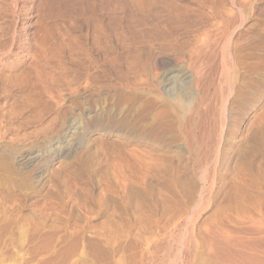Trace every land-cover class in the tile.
Here are the masks:
<instances>
[{"label": "rangeland", "instance_id": "1", "mask_svg": "<svg viewBox=\"0 0 264 264\" xmlns=\"http://www.w3.org/2000/svg\"><path fill=\"white\" fill-rule=\"evenodd\" d=\"M156 2L180 16V28L199 13L213 18L189 29L215 33L205 83L193 85L187 59L176 61L190 67L184 100L200 113L183 127L153 96L174 63L147 62L137 74L144 89L130 92L94 45L99 30L126 68L118 35L127 38L134 0H0V75L22 79L32 64L55 65L48 73L62 81L63 99L93 93L89 113L79 105L64 117L51 103L36 118L22 89L0 88V264H210L209 240L225 234L250 243L231 248L236 263L244 255L264 264L253 226L264 229V0ZM88 115L120 120L124 137L98 133ZM72 117L85 128L69 131L87 132L82 148L66 152L60 137ZM24 147L52 161L42 184L17 165Z\"/></svg>", "mask_w": 264, "mask_h": 264}, {"label": "bare ground", "instance_id": "2", "mask_svg": "<svg viewBox=\"0 0 264 264\" xmlns=\"http://www.w3.org/2000/svg\"><path fill=\"white\" fill-rule=\"evenodd\" d=\"M134 1L136 2L137 13L133 17L132 21L130 22V25H128L126 28L127 29L126 30L127 31L126 37L128 38V41L130 43L127 42V40H126L127 38L125 40L124 39L122 40L124 35H120V36L118 35V38H121L120 42H122L121 43V45H122L121 51H126L127 53H129V57L126 59L127 60L126 61L127 62L126 68L123 70L122 68L119 67V65L123 61L122 57L120 56L121 53L119 51L116 52V51L112 50L111 46L108 43L109 41H108L107 36H105V34L100 36V34H102V33L99 30H98L99 36L94 39V45L104 54L105 63L112 65V68L114 69L115 77L120 82L122 87L126 91H130V92H132V91L137 92L139 90L141 91V89H144L143 86H145L147 82L145 81L146 82L145 83L143 80V77L141 79V77H139L140 75L137 76V74H139L140 72H142V73L146 72V70L149 69L148 63H150V65H152L155 62L160 61V59H164V60H161L162 62L163 61H170V62L174 63V66L170 67L171 69H169L167 71L166 75L164 76V78L159 83V85L160 84L162 85V87L160 86L162 94H160L159 92L153 93L154 94L153 96H157L158 98L160 97L162 99L163 103L167 104L169 107L172 108L174 113L179 117L180 123L182 122L181 124L183 127L184 121H188V119L195 120V118L198 117L200 113L195 109H191V107L189 105H187L185 100H184V97L186 98L187 95H190V91H189L190 89L188 87L189 82H187V80L189 78H191V75H189V71H190L189 68L190 67L184 68L180 65L176 66L177 65L176 61L178 58H184L183 60H185V61L187 59L188 64H190L189 66L192 67V69L194 70V73H195L194 74L195 76H194L193 81H192L193 85H195L196 87H199L201 84L205 83L204 80L207 77L205 74V70H206V67H207L208 61H209V60H207V55L209 57L212 54L211 48H213L212 46L215 45V41L217 42V40L215 39V36H214L215 33L212 35L209 33V31L203 30L204 32H199V31H201V30H199V31H193V32L191 31V33H192L191 34L189 29L194 28V30H195L196 26H193V25H195L196 23L197 24L198 23L203 24V22H207V20H209L212 17H209V15H206L205 13H199L195 17H193L195 22H194V20H192L193 18L190 19V21L192 20L195 23V24L193 23L192 25L190 24L193 27H191L189 24H187L185 26H190V28H188V29H186L185 27L180 28L181 26L178 23L179 19L178 20L176 19V17L179 15H174L171 13V11H168L164 7H161L160 5H158V3L156 2L157 0L156 1L155 0H134ZM37 10H38V8H37ZM38 12H39V10H38ZM181 19H183V18H180V20ZM182 21H185V19ZM182 21H180V22L182 23ZM211 22H212V20H211ZM190 23H192V22H190ZM208 23H210V22H207V24ZM189 33H190V36H188ZM186 34H187V36L185 37ZM190 37H192V38H190ZM76 42H78V41H76ZM186 48H189V49L185 50ZM80 60H81V58H80ZM92 61L93 60H89V63H92ZM85 62L88 63L87 61H85ZM48 66L50 67V70L51 69H57V66H55V65L51 66L48 64L45 65V64L35 63V64L30 65V67L26 71L25 75L23 76L24 78H22V79H15V78L12 79L11 76H5V74L0 75V88L3 87L6 89V91H9L15 87H19L20 89H22L23 93L21 95L22 96L21 104L24 107V109H27V108L35 109V114H36L35 117L36 118H39V116H42L43 112L45 110L49 109V106L51 105V103H53L56 106V108L58 109V112H56V113L63 115L64 117L70 111V109H71V111H73L79 105H80V107L84 106L86 108V111L89 113V111L91 109H89V107H88V100L90 99L91 96H93V93L87 89H85L83 91H80V89H79V92L77 95V96H79L78 97L79 100L77 101L78 103H75V101H73L74 99L70 102L63 99L61 97L60 89H59L63 85L62 81L60 79L56 78V76L48 73ZM17 67H18V64H14L12 66V68H17ZM138 71H140V72H138ZM76 75H78V74H76ZM141 75H143V74H141ZM190 84H191V81H190ZM196 98H198V97H196ZM19 99H20V96H19ZM78 117H72L69 121L64 123V124L68 123L69 126H67V128H64L63 134L60 137V143L65 144L63 147H60V148L64 149L62 151L68 152L71 150H78L80 147L82 148L81 143L84 142L83 141L84 140L83 138L85 137L84 133L87 131H83V133H81V134H77V133L69 131V129H71V127L73 126V123L77 124L78 126H82V129L85 128V125L83 124L84 122L79 120ZM186 117H188L187 120L185 119ZM106 118L107 117H102V116L100 117L99 115H96V116L88 115V117H87V119L89 121H92L93 123L96 124V127H97L96 131L98 133L102 134L103 136H106V137L116 136L119 138L124 137V135H125L124 131H123L124 124L120 120H114V118H112V117H108L112 121H110L108 118L107 119L109 121L108 120L105 121ZM102 122H105V124H103ZM199 132H201V131H199ZM187 135H188V132H184L183 137L185 139L189 140V136L187 137ZM71 141L73 143L78 142V144H76L74 147L73 146L70 147L69 143ZM81 141H83V142H81ZM188 143H191V142H188ZM35 153L36 152L32 151L31 149H26L25 147L22 148L20 150L19 156L17 158V160H18L17 165L19 166L22 174L25 173V174H28V176L31 174L30 176H32V178L39 179V183L42 184L44 181L41 177L46 173V171L48 170L50 163L52 161L44 159V157H42L41 154L36 155ZM54 153H52V154H54ZM60 153H61V151L57 152L52 157L50 156L51 157L50 159H52V160L55 159L56 157H58L60 155ZM134 154H137V153H134ZM137 156L139 157L138 154H137ZM39 159H40V161L44 160L46 162L44 166L40 167V164L37 165L38 164L37 161ZM11 167H12V165H11ZM35 182L37 183L36 180H35ZM253 226L257 230V232H259L260 235H262V236H259L260 238H258L256 240L255 243L256 244L259 243L257 245L254 244L256 247V246H258V245L260 246V244L264 243V229L262 226H259L257 224L253 225ZM226 232H228V231H226ZM250 233H252V232H250ZM244 239L235 238L232 236H226V234H225L224 236L209 240L210 246H212L213 248L216 249V254L214 251L213 254H215V255L214 256L212 255V257L205 258V260L207 261V263H210V264H226L228 262L229 263L230 262L236 263V259L238 257L236 258V256H232L233 253H232L231 248L233 246H239L240 248L241 247L246 248L245 245L250 244V243L245 242ZM253 241H255V239ZM250 242H252V241H250ZM245 243H247V244H245ZM262 246H264V245H262ZM218 250H219V252H218ZM247 256H248V254H247ZM240 257L245 258V260L242 259L244 261L248 260L249 264H260V262H259L260 260L258 261V258L260 256L258 258H254V257L247 258L244 255H242ZM240 259L238 260L239 263L241 262ZM259 259H261V258H259ZM221 262H223V263H221ZM242 262L240 264H242ZM239 263H236V264H239Z\"/></svg>", "mask_w": 264, "mask_h": 264}]
</instances>
